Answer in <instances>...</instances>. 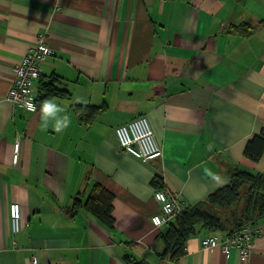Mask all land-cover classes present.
I'll use <instances>...</instances> for the list:
<instances>
[{
    "label": "crops",
    "instance_id": "crops-1",
    "mask_svg": "<svg viewBox=\"0 0 264 264\" xmlns=\"http://www.w3.org/2000/svg\"><path fill=\"white\" fill-rule=\"evenodd\" d=\"M37 32L50 52L29 111L6 93ZM49 87L61 94L47 96ZM45 99L58 106L46 121ZM76 105L97 110L84 123ZM137 115L160 158L119 147L114 127ZM263 127L264 0H0V264L31 255L38 264H264V218L244 258L234 247H201L227 229L199 228L175 262L162 256L167 223L150 221L157 188L198 206L234 169L264 172V151L257 161L243 154ZM96 183L112 194L110 226L85 207Z\"/></svg>",
    "mask_w": 264,
    "mask_h": 264
},
{
    "label": "trees",
    "instance_id": "trees-1",
    "mask_svg": "<svg viewBox=\"0 0 264 264\" xmlns=\"http://www.w3.org/2000/svg\"><path fill=\"white\" fill-rule=\"evenodd\" d=\"M235 28L239 29V26ZM60 94L61 91L55 87H49L46 93L47 96ZM75 110L82 115V121L87 123L93 117L97 107L76 105ZM263 151L264 127L245 143L243 154L257 161ZM111 200L112 194L96 183L86 199L85 207L110 226L112 224ZM205 201L212 205L215 211L209 210L202 204L183 207L167 222V228L161 233L164 242L163 257L173 262L177 261L185 252V241L199 228L209 231L223 229L231 231L245 223H255L258 219L264 218V172L252 174L234 169L228 183L209 193ZM229 207L232 208L228 209ZM227 210L230 211L227 212ZM133 264H146V262L135 261Z\"/></svg>",
    "mask_w": 264,
    "mask_h": 264
},
{
    "label": "built area",
    "instance_id": "built-area-1",
    "mask_svg": "<svg viewBox=\"0 0 264 264\" xmlns=\"http://www.w3.org/2000/svg\"><path fill=\"white\" fill-rule=\"evenodd\" d=\"M45 34H35V45L22 55L12 68V81L7 90L6 98L12 104L26 110H36V93L34 82L39 77V65L49 55L50 47ZM29 104L32 108H29ZM114 136L120 148L134 157L148 161L162 156V148L157 142L149 121L145 115H137L114 127ZM18 142L14 144L13 162L17 160ZM154 198L160 203L157 213L150 217L154 227L167 223L184 207L178 193L171 192L166 187L157 188ZM20 206L18 202L8 204V218L10 230L13 234L19 231ZM256 233L254 223H245L239 228L227 231L223 235L209 234L200 240L201 247L219 245L224 253L231 247L238 250L241 258L250 253L252 237ZM28 264H38L35 255L29 257Z\"/></svg>",
    "mask_w": 264,
    "mask_h": 264
},
{
    "label": "clouds",
    "instance_id": "clouds-1",
    "mask_svg": "<svg viewBox=\"0 0 264 264\" xmlns=\"http://www.w3.org/2000/svg\"><path fill=\"white\" fill-rule=\"evenodd\" d=\"M29 108L30 109L32 108L31 104H29ZM40 110L43 114V118L46 121L49 116H52L57 112L58 106L55 103H53L51 100L45 99L41 104ZM68 123H69V118L67 115H65L62 119L56 121V130H59L63 126H67Z\"/></svg>",
    "mask_w": 264,
    "mask_h": 264
},
{
    "label": "rangeland",
    "instance_id": "rangeland-1",
    "mask_svg": "<svg viewBox=\"0 0 264 264\" xmlns=\"http://www.w3.org/2000/svg\"><path fill=\"white\" fill-rule=\"evenodd\" d=\"M204 206H206L207 208H209V210H213L215 211V208L212 207V205L208 204L206 201L203 202ZM232 207H229L228 209H231ZM230 210H227V212H229ZM217 212V211H216ZM221 215L223 216V214L221 213Z\"/></svg>",
    "mask_w": 264,
    "mask_h": 264
}]
</instances>
